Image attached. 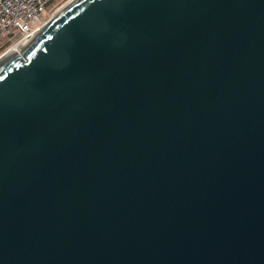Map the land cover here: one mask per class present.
Listing matches in <instances>:
<instances>
[{
  "label": "water",
  "instance_id": "95a60500",
  "mask_svg": "<svg viewBox=\"0 0 264 264\" xmlns=\"http://www.w3.org/2000/svg\"><path fill=\"white\" fill-rule=\"evenodd\" d=\"M0 264H264V0H71L0 59Z\"/></svg>",
  "mask_w": 264,
  "mask_h": 264
},
{
  "label": "built area",
  "instance_id": "2783aa9c",
  "mask_svg": "<svg viewBox=\"0 0 264 264\" xmlns=\"http://www.w3.org/2000/svg\"><path fill=\"white\" fill-rule=\"evenodd\" d=\"M52 1L0 0V43L15 45L37 33L50 20L47 16Z\"/></svg>",
  "mask_w": 264,
  "mask_h": 264
},
{
  "label": "rangeland",
  "instance_id": "374dc122",
  "mask_svg": "<svg viewBox=\"0 0 264 264\" xmlns=\"http://www.w3.org/2000/svg\"><path fill=\"white\" fill-rule=\"evenodd\" d=\"M71 0H53L49 5L52 6V10L49 12L47 16V20L51 19L60 9H62L65 5H67ZM8 41H3L0 43V57L13 45V43L8 44ZM6 45V46H5ZM4 56V55H3ZM2 56V57H3ZM1 59V58H0Z\"/></svg>",
  "mask_w": 264,
  "mask_h": 264
},
{
  "label": "bare ground",
  "instance_id": "6f19581e",
  "mask_svg": "<svg viewBox=\"0 0 264 264\" xmlns=\"http://www.w3.org/2000/svg\"><path fill=\"white\" fill-rule=\"evenodd\" d=\"M61 10V9H60ZM59 10V11H60ZM58 11V12H59ZM35 35H36V33L35 34H33L29 39H27V40H25V41H22V42H20V43H18V44H15V45H13V46H11V48H9L8 50H7V52L4 54V56L3 57H5V56H7V55H9V54H11V53H13L14 51L17 53V54H20V52H21V50H22V48L31 40V39H33L34 37H35ZM2 57V58H3ZM1 58V59H2Z\"/></svg>",
  "mask_w": 264,
  "mask_h": 264
},
{
  "label": "trees",
  "instance_id": "16d2710c",
  "mask_svg": "<svg viewBox=\"0 0 264 264\" xmlns=\"http://www.w3.org/2000/svg\"><path fill=\"white\" fill-rule=\"evenodd\" d=\"M8 45V44H7ZM6 46V45H5Z\"/></svg>",
  "mask_w": 264,
  "mask_h": 264
}]
</instances>
